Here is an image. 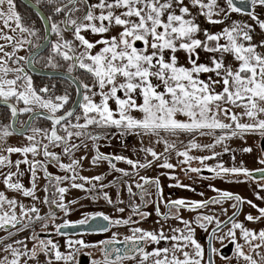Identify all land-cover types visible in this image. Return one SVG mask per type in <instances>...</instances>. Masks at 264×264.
Listing matches in <instances>:
<instances>
[{"label":"snow or ice","instance_id":"1","mask_svg":"<svg viewBox=\"0 0 264 264\" xmlns=\"http://www.w3.org/2000/svg\"><path fill=\"white\" fill-rule=\"evenodd\" d=\"M42 2L35 0V4H29L44 22V35L41 37L38 30L29 26L17 11L15 0H0V41H3L0 43V104L6 107L9 114V122L0 124V169H8L6 173L0 172V176L7 190L35 201L37 171L43 169L45 178L55 181L53 196H58V199L50 200L45 195L43 203L49 205V211L47 216H41L35 203L26 207L0 191V228L20 232L33 223H40L45 230L49 218L55 219L52 206L67 214L64 193L68 189L60 186L62 181H70L72 188L85 191H91L85 189V183L102 181V176L79 175L77 168L86 158L84 156L71 159L67 164L61 162V153L71 157L77 150L87 151L88 142L95 152L93 164L107 161L111 169L129 176V172L117 168L113 161L125 162L136 170L148 168L154 162L160 168L173 169L168 156L175 151L177 157L183 158L180 163L189 165L187 171L199 174L201 169L191 167L190 162L198 160L208 167L205 162L219 154L213 151L212 156H193L191 150L213 149L216 144L231 137L242 138L247 133H259L264 137V53L258 52L257 45L251 42V25L233 21L230 27L213 33L202 29L192 14V9H197L198 14L209 23L218 25L224 21L214 19L215 16L223 14L227 19L229 13H244L264 30V19H260L254 11H247L249 5L253 9L256 5L264 6V0H239V3L225 0L226 8L220 7L217 0H188L187 3L185 0H67L66 3L63 0H46L52 6L50 15H44L39 10ZM56 16H62V19L57 21ZM65 33H70L71 38H67ZM53 35L55 40L51 39ZM32 38L37 42L34 43ZM137 42L142 46L138 47ZM26 45L30 46L29 55H17ZM6 47H10L11 51H6ZM46 49L45 67L57 70L63 66L60 63L63 61L67 65L66 70L53 74L74 87L77 99L72 100L67 90L62 95H55L47 85L39 89L34 86L25 66L33 67L38 62L36 57ZM200 50L211 54L207 62H200ZM181 51L186 54V64L178 60L177 53ZM226 54L231 55L236 63H226ZM77 72L81 75H74ZM201 73L208 74V79H201ZM52 89H55V84ZM70 102L73 106L66 107ZM20 104L23 106L19 107ZM22 114H28V119L20 120ZM41 118L49 121L50 126H37L35 122ZM217 130L220 135H216ZM197 133L212 135L214 142L198 143L194 138ZM186 134L191 138L181 150L178 142L183 144L180 137ZM14 135L24 137L26 143L21 146L7 145L8 138ZM126 135L140 137L141 145L145 137L150 141L155 138L154 144H162L163 152H157L153 146H142L139 151L145 154V158L141 162L100 151L99 141ZM50 148L61 149V153ZM228 150L225 146L224 151ZM242 151L251 152L252 149L243 148ZM13 153L23 158L13 162L10 158ZM41 153L48 163L57 164L71 175L53 177L42 161L36 159ZM161 160L163 163H160ZM259 163L264 165V159ZM21 165L28 166L31 187H26L19 179L24 175ZM208 170L217 176L252 175L242 166L226 168L218 164ZM256 171L264 180V168ZM77 180L84 183H77ZM139 180L143 184L136 183V187L141 189L142 203L147 194L144 185H155L157 195H161L159 178L139 176ZM104 187L107 186L102 184L101 188ZM127 190L134 195L130 185ZM213 190L218 196L211 200L168 201L167 206L176 210L174 215L184 228L172 229L173 234L169 236L163 228L156 232L132 227V235L125 236L123 241L117 240V233L113 232L110 239L99 241L103 260L93 259L91 264H123L126 260H135L137 255L139 264H215L212 256L219 255V249L212 246V241L219 239L223 246L225 235L217 237L216 232L225 226L224 222L212 215H197L190 223L179 214L181 208L195 211L209 203L219 204L224 200L234 199L237 203L232 205L233 209L244 203L239 195ZM44 192H48V185H45ZM103 198L112 203L107 192H103ZM247 204L257 209L259 214H248L245 219L264 221V207L257 208L251 200ZM139 207L133 205V213L143 219L148 213L140 212ZM117 211L123 213L124 208H117ZM237 215L238 211H233L229 217L231 227L226 233L235 245L233 256L242 258L245 264H264V256L258 262L253 255L245 253L243 245L237 242L236 232L239 230L240 238L255 251L264 246V228L255 232L236 220ZM89 220L107 222L97 225L99 232H106L113 225L136 223L131 215L128 219H112L103 212H94L75 222L65 220L62 225L56 224L55 228L59 235L67 236V233L61 232L62 228L70 223L88 224ZM213 223L212 232L207 233L208 258L205 260V246L196 238V227L207 230V226ZM14 234L8 231V236ZM29 238L34 242L30 249L22 240L4 243L0 264H73L81 249L96 247L83 240L69 239L66 240L69 251L62 252L59 244L50 238L41 239L35 232ZM257 240L259 243H255ZM161 241H169L170 247H154L147 251L142 246L145 243L158 245ZM118 243L123 248L116 247ZM41 255L47 259L41 261ZM256 255L261 254L256 252ZM221 259L230 261L231 257L221 256Z\"/></svg>","mask_w":264,"mask_h":264},{"label":"flooded vegetation","instance_id":"2","mask_svg":"<svg viewBox=\"0 0 264 264\" xmlns=\"http://www.w3.org/2000/svg\"><path fill=\"white\" fill-rule=\"evenodd\" d=\"M35 3V0H32ZM63 2H67V0H63ZM26 6V5H25ZM46 15L51 14V5L46 3V0H43V2L38 6ZM29 8V7H28ZM31 9V8H30ZM32 10V9H31ZM33 11V10H32ZM253 11V8H252ZM244 14V13H242ZM264 19V14L262 15ZM39 19V17H38ZM55 19L59 21L62 19V16H56ZM39 26L29 25L32 27H35L37 30L40 29V27L43 30L42 23L39 19ZM264 34V30H261ZM43 32V31H42ZM40 35V33H38ZM41 37L43 36L40 35ZM33 39V38H32ZM52 40H55L56 37L53 35L51 36ZM33 42H37L36 39H33ZM137 46L141 47L142 44L140 42H137ZM30 50V46L25 47V55L28 56ZM48 55V50L42 51L39 56L36 57L37 63L35 64L38 68L41 69H48L53 70L51 68L45 67L47 61L46 57ZM23 64V62H21ZM60 63L63 65L60 69H57L58 71H65L67 68V65L60 61ZM13 67H16L17 65H11ZM26 70V69H25ZM29 75L36 76L37 82L39 83V87H44L45 85L49 86L50 92L53 93H60L61 95L67 90L71 96V99L74 100L75 97V90L74 87L70 86L69 83L65 80H63L61 77H45L40 75H33L28 72ZM74 75H81L79 72L74 73ZM55 84V89H52V85ZM15 103V101H13ZM71 102L66 106L70 107ZM19 107H22L23 105H18ZM8 112L5 106L0 105V124L8 123ZM28 114H22L19 119L20 120H26ZM40 121H44L47 126H50V122L46 121L44 119H39ZM130 139H138L139 137L134 135H128ZM114 136L109 137L107 139L101 140L98 142L100 151L105 153L106 155H124L126 157H129L133 160L139 159L141 162H144V158H139L136 156H133V153L122 150L119 148L118 145H115L114 142H112V139ZM261 140L262 137H260L259 141L257 143H260L261 146ZM89 143V148L87 151L84 149H80L75 151L71 157L64 156L61 154V162L63 163H70L71 159H79L81 156L86 157L82 162L81 166L77 168V172L79 175L92 177V176H102V181H93L91 184L85 183V189H91V191H85L83 189L79 188H72L70 181H62L60 186L66 187L68 190L64 193V203L68 209L67 214H65L64 211H61L58 208H55V206H52L53 211L55 212V219L52 220L49 218L48 220V228L45 230H42L40 223H33L30 227L24 228L23 231L17 232L16 229L9 228L7 231L4 228H0V251H1V257H3L4 252L2 250L4 243H13L15 240H22L24 241L29 249L33 245V241L29 238L32 236L33 232L37 233L41 239H52L54 242L58 243L60 246V250L62 252L69 251L66 240H83L88 245H96V247H89V248H83L81 249L80 253L77 254L76 260L73 262V264H91V260H103V254L100 252V240H107L112 237V233H117V240L123 241L125 236L132 235L131 228L132 227H141L145 230L149 231H156L159 232L161 228H163V231L166 235H171L169 229L167 228L168 220L175 217L174 209H170L167 204L169 200H177L174 198H171L170 195L165 194L164 190L167 186L174 183L175 180L181 184L185 180V173L182 172V167L177 165L176 160L177 157L174 155V153H170L168 158L169 162H171L174 167L177 169V171H172V169H164L156 166V162L153 163L152 166L145 168V169H132L127 163L122 161H113V163L116 164L117 168H122L125 171L129 172V176H124L121 172H117L114 169H111L109 167V164L107 161L99 162L98 164L92 163V156L95 155V152L91 149V143ZM158 152V151H157ZM2 154L8 155L6 152H3ZM10 158L13 160V162L16 159L12 158V154ZM22 159V158H21ZM148 159H151V157H148ZM42 161V163L47 167L48 172L52 174V176H64V175H71V173H65L63 170L59 168V166L55 163H48L44 158L39 159ZM160 163H163V160L160 161ZM22 169V168H21ZM96 169V172L94 173L93 170ZM182 169V170H181ZM13 171H15V168H12ZM181 170V171H179ZM8 171L7 168L0 169V172L6 173ZM205 171L201 170L199 175H203ZM256 173V176L252 175L253 177H261L257 171H253L251 173ZM197 174V173H196ZM139 176H147L149 178H159L160 180V189L162 190L161 195H157V189L155 185H144V191L147 193L145 196V200L142 203L140 199V193L141 189H138L136 187V183L143 184V181L139 180ZM20 179V177H19ZM21 182L26 187H31V174L28 177V180L25 181V179H20ZM77 183H84L83 181H76ZM93 184L95 187L93 188ZM106 185L107 187L101 188V185ZM45 185H48V192H44ZM132 187V192L134 195H130L128 192V186ZM53 188V189H52ZM0 191L5 192V195L8 196L10 199L15 198V195L18 193H15L14 191L7 190L2 182V176H0ZM103 192H107L109 197L112 199V203L109 204L104 198H103ZM53 193H55V181H49L44 176L43 169H38L37 171V178H36V189H35V195L37 199L34 201L31 197H24L20 194V198L27 199L26 203L24 205L26 207L31 206L33 203H35L40 208V215L41 216H47V213L49 211V205L44 204L43 200L45 195H48L49 199H58V196H53ZM169 196V197H168ZM95 197V199H93ZM217 196H213L211 199L215 198ZM210 199V200H211ZM19 202L20 199H17ZM122 201V203H120ZM237 203V202H236ZM133 205H139V211L140 212H146L148 213L147 216H145L143 219L140 217V215L133 213ZM239 212L241 210V204ZM238 205V206H239ZM124 208V212H118L117 208ZM157 208L159 209V214H157ZM92 210L91 213L94 212H103L104 214L110 216L112 219H128V217L131 215V218L136 223L129 224V225H113L108 229L106 232H99L96 230V227L98 224L103 223L106 224L107 222L104 221H96V220H89L88 224L79 225L70 223L68 227L62 228L61 232L67 233V236L59 235L56 231L55 225L60 224L62 225L65 220H68L70 222H75L78 220H81L83 218H74V216L71 218L72 213H75V211L79 210ZM237 209H233V211H236ZM19 211V210H18ZM229 214L225 220H227L233 213ZM238 212V213H239ZM165 216H167V219H165ZM224 220V221H225ZM223 221V222H224ZM229 224V223H227ZM20 227H23V225H20ZM224 227V226H223ZM8 231H12L15 233L13 236H8ZM210 233V232H209ZM208 243V241H207ZM14 246H16L14 244ZM116 247L123 248L122 244H116ZM145 250L151 251L154 247H170L169 241H161L158 245L151 244V243H145L142 245ZM76 247H79L78 245ZM230 249V250H229ZM231 248L222 247L220 250V253L224 254H230ZM213 258V256H212ZM47 258L43 255L40 256L41 261H45ZM206 260H207V253H206ZM123 264H139V256H136L135 260H126L123 262Z\"/></svg>","mask_w":264,"mask_h":264},{"label":"rangeland","instance_id":"3","mask_svg":"<svg viewBox=\"0 0 264 264\" xmlns=\"http://www.w3.org/2000/svg\"><path fill=\"white\" fill-rule=\"evenodd\" d=\"M187 3L188 0H185ZM217 3L220 7L226 8L225 0H217ZM255 14L260 18L263 19L262 15L264 14V6L256 5L253 9ZM192 14L196 18L197 22L200 24L202 29H207L210 32H221L223 28L230 27L232 25L233 21H236L237 23L244 25L248 24L251 25V28L249 29L250 35L252 36V43L257 45V51L260 53H264V34L259 28V25L256 24L255 21H253L249 16L242 13H229L227 19L221 14L220 16H215L214 19H220L224 22L218 25H213L207 21L205 17L198 14L197 9H192ZM65 36L67 38L70 37V33H65ZM35 39V38H33ZM225 42V41H222ZM0 43H3V41H0ZM247 43V42H245ZM26 47V46H25ZM6 51H11L10 47H6ZM17 55L23 56L25 55V48L21 49L17 52ZM211 54H206L203 50L199 51L200 56V62H207L208 57ZM219 55V54H217ZM178 60L181 64H186V54L181 52L177 53ZM225 62L228 64H235L234 58L231 55L226 54L225 55ZM11 78V74H10ZM200 78L207 80L208 74L201 73ZM53 93V92H51ZM55 95H61L60 93ZM235 111H239L238 109H234ZM135 114V113H134ZM36 125L39 127H45L47 128V124L44 121L37 120ZM221 133L219 130H217L216 135H220ZM259 133H247L244 134V136L241 138L240 136L231 137L227 140H225L221 144H216L213 149H202V150H191V155L193 156H212L213 151L218 153L219 155L213 159H210L206 161L205 163L208 165V167H205L204 164H201L198 160H192L190 162V166L194 168H200L201 170L205 171L203 175H199L190 171H187V168L189 165H184L180 163V161L183 159L182 157H177L175 154V151H172L174 155L177 157L176 163L180 167H182V172L186 173L185 180L181 182H177L175 180L174 183L167 186L164 190L166 196L170 195L171 198L175 199H183L185 201H193V200H210L213 196H218V193L214 191L213 189H219L221 192L227 191L231 192L234 195H239L242 197L244 203H241V210L236 216V220L242 222L245 224L246 227L249 229L259 232L261 228H264V221H247L245 219V216L248 214L252 215H258L257 209H253L249 204H247L248 200H251L254 204L257 205V208L264 207V199L258 198V197H264V187H261V185H264V180L261 179V177H253L251 176H245L242 173L241 174H227V175H220L217 176L214 172L209 171L208 168H214L218 164H222L226 168H232V167H245L250 172L256 171L258 168H264V165L260 164L259 161L261 159H264V147H260V143H257L260 139ZM191 138L187 134L180 137V140L183 141V144H180L178 142V148L181 150L183 149V146L188 143V139ZM195 140L200 144H212L214 142V137L212 135H205L201 136L199 133L195 135ZM39 139V137H38ZM140 137L138 139H130L128 135L124 137L114 136L112 139V142L115 143V145H118L119 148L122 150L129 151L133 153V156L142 158L145 157V154L139 149L143 147L153 146L155 147L156 151L163 152V145H155L154 140L155 138H152L150 141L149 138L145 137L143 140V145L140 143ZM176 139V138H171ZM26 143V140L24 137L21 136H12L9 137L7 140V145L10 146H21L22 144ZM225 146L229 149L227 152L224 151ZM243 148H251V152H243ZM50 150L57 151L58 153H61V149L58 148H50ZM62 154V153H61ZM13 159H21L22 156L13 153L12 154ZM29 160L32 159L31 155H29ZM43 154L41 153L39 156L36 157V159H42ZM102 162V161H101ZM21 170L24 172V175L20 177V179H25V181L28 180V177L30 175V172L28 171L27 165H21ZM179 170V171H181ZM172 171H177V169L174 167ZM93 172H96V169L93 170ZM186 185V187L183 186H177V185ZM53 189V188H52ZM15 192V191H14ZM17 193V192H15ZM20 193L16 194V199H20V203H26L27 199H22L19 197ZM8 197V196H7ZM169 197V196H168ZM9 198V197H8ZM10 199V198H9ZM12 199V198H11ZM236 204V201L233 200H224L221 201L219 204H212L209 203L206 207L198 209V210H189L187 208H181L180 209V216L188 220L190 223L195 219L197 215H212L215 216L217 219L221 220L222 222L226 219V217L231 214L233 211L232 205ZM5 205V209H6ZM175 210V209H174ZM226 210V211H225ZM92 210H79L75 211V213H72L71 218L74 216V218H84L85 214L91 213ZM176 212V210H175ZM17 214H19V211L17 209ZM167 228L170 231V234L172 235V229L174 228H184V225L181 223L179 219L176 217H173L168 220ZM193 227H196V225L193 224ZM214 227V223L207 226V230L201 229L199 227H196V238L200 241L202 245L205 246V260H206V253H207V233H209ZM231 227V224H226L224 227H222L219 231L216 232V236L219 237L220 235H225V239L223 241V246L221 244V241L219 239H215L212 241V246L219 249V255H213V260L215 261V264H245L242 258H237L233 256V249L235 247L234 244L231 243L230 239L227 238L226 233L228 231V228ZM237 232V242L243 245V250L246 254L253 255V258L256 259L258 262L261 260V256H264V246H262L260 249H256L253 251L250 249L247 244L243 241V239L239 236V230H236ZM179 235V233H176ZM255 243H259L257 240ZM222 247L231 248L230 254H224L220 253V250ZM230 250V249H229ZM256 252H259L261 255H256ZM1 254V251H0ZM221 256L231 257V260H222ZM1 257V255H0Z\"/></svg>","mask_w":264,"mask_h":264},{"label":"water","instance_id":"4","mask_svg":"<svg viewBox=\"0 0 264 264\" xmlns=\"http://www.w3.org/2000/svg\"><path fill=\"white\" fill-rule=\"evenodd\" d=\"M21 1L24 5H26L27 7H29V4H35L32 0H19ZM237 3H239V0H236ZM31 8V7H29ZM33 10V12L35 13V9L31 8ZM39 10L44 14V12L39 8ZM247 11H252V6L249 5L248 8H247ZM46 15V14H44ZM41 21V20H40ZM42 23V27H43V35H44V22L41 21ZM41 53V52H40ZM29 55V54H28ZM25 69L26 71H28L29 73L33 74V75H40V76H45V77H59V76H56L54 75L53 73L54 72H63V71H58V70H48V69H41V68H38L36 65H34L33 67H29V66H25ZM77 99V96L75 94V97H74V100ZM2 105V104H0ZM4 106V105H3ZM73 105L71 104L70 107H72ZM69 107V108H70ZM28 119V116L26 118V120ZM261 146L262 148L264 147V137H262V140H261ZM259 173V172H258ZM252 175L256 176V173H252ZM259 175H261L259 173ZM239 209H240V205L238 206L237 210L239 212ZM232 216V215H231ZM230 216V217H231ZM229 219V218H228ZM228 219L224 221V225H226L228 223ZM213 230V229H212ZM212 230L210 232H212ZM207 258H208V254H207ZM213 259V258H212Z\"/></svg>","mask_w":264,"mask_h":264},{"label":"trees","instance_id":"5","mask_svg":"<svg viewBox=\"0 0 264 264\" xmlns=\"http://www.w3.org/2000/svg\"><path fill=\"white\" fill-rule=\"evenodd\" d=\"M15 3L17 5V11L25 19V22L28 25H31V24L34 25V26H39L40 25L38 17L36 16V14L30 8H28L27 6H25L19 0H15ZM42 31L43 30L40 27V29H38V33H40V35H42L43 34ZM33 83H34V86L37 87V89H38L39 83L37 82V77L36 76H33Z\"/></svg>","mask_w":264,"mask_h":264}]
</instances>
